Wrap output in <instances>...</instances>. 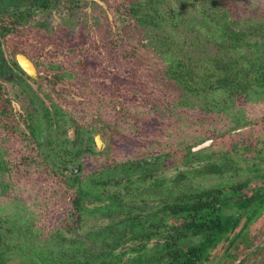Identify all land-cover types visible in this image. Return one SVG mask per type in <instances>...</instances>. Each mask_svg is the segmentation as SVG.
Wrapping results in <instances>:
<instances>
[{
    "label": "flooded vegetation",
    "instance_id": "obj_1",
    "mask_svg": "<svg viewBox=\"0 0 264 264\" xmlns=\"http://www.w3.org/2000/svg\"><path fill=\"white\" fill-rule=\"evenodd\" d=\"M135 1L141 0H127L128 3ZM155 2L164 12L168 9L167 6H171L167 0H155ZM212 9L213 11L207 12L206 9L197 8L202 23L212 28L205 33L209 37L207 40L211 39L218 45V49L221 50L218 54L223 58V63L228 61L235 63V71L238 73L233 77L236 90L232 91V99L227 98L228 92L224 88L212 92L225 93L224 104L231 106L237 104L241 97L246 98V102L251 100L256 103L262 100L264 102V0H216ZM169 13V17L172 18L173 12L169 11ZM225 21L228 22L229 27L221 32L218 31L220 29L216 28L215 24ZM181 24L183 22L178 21V26ZM36 40L38 42L35 35L26 37V42L29 44L26 49L30 50L33 57L27 52H14L17 65L9 57L5 45L2 46L3 52L0 53V60L6 66L5 75H0V94L4 95L9 107L12 106L13 101H16L27 112L28 125L31 123L30 110L39 116L46 109L50 111V117L53 119L58 105L51 97L50 90L57 85V80H63L55 75L46 74L51 73L50 70L45 73L38 69L35 58L37 53L41 54V52L33 50L36 46L32 44ZM43 51L44 49L42 53ZM226 51L229 53L225 54ZM20 53L33 61L37 71L36 76L28 74L21 67L17 60V55ZM42 56H48V53L44 52ZM78 80L75 77L74 81ZM4 83H10L11 93H7L8 91L4 89ZM204 92L206 91L198 94L199 97L204 96ZM47 102L53 106L52 111L47 106ZM219 109L228 112V108L224 105H219ZM244 110L247 108H239L231 112L225 123L229 126L228 130L232 136L241 135V139L230 145V150L224 153L226 161L212 159L214 155H218L215 153L216 150L209 154L204 153L218 140L213 128H206V132L200 133L203 137L201 142L190 144L187 141L179 146L169 145L170 147L164 151L124 160L154 166L149 171L151 175L144 177L139 171L142 169L140 168L131 175L125 171L120 172L119 177L109 179L111 184L102 189L100 195H92L84 201L91 208L109 206L112 210L106 207L96 212L88 211L82 216L83 222L80 223L82 227H77L74 231L69 229L68 225L75 227L76 220L71 222L63 220L49 231L44 230L45 235L39 234L42 230L38 224L35 225L36 221H30L29 216L26 217L24 214L15 212L12 216L0 219L3 220L5 227L11 229L7 238L11 242L7 264L10 262V264H45V261L50 264L53 257H57L58 262L53 261L52 264L69 262L71 258L76 257L81 258L82 262L74 261V264H264V239L260 240V235L264 234V119H261L264 115L246 121L234 120L235 114ZM11 113L14 119L13 110ZM120 119L118 122L115 121L116 126L120 125ZM66 121L65 115L63 122ZM53 122L58 126V129L54 130L58 140L61 142L66 139V145H71L76 153L79 151L74 164L64 166L66 176H71L73 173L75 179L80 175L82 182L91 175L82 177L83 155L89 153L98 157L108 150L106 148L111 145L109 128L95 123L88 127L89 133L85 136V127L73 125V136H70L65 135L66 130L62 129L64 124ZM208 130L212 132L209 133ZM39 132L41 136L38 141L42 146H48V140L42 138L44 135L42 129ZM25 133L30 135V130L29 133ZM203 143L207 144L197 148ZM33 145L36 146L37 143L33 141ZM13 148L15 150L16 146ZM198 163L200 165H197ZM244 163L247 164L245 168L241 167ZM172 170L174 173L168 175L167 171ZM246 172L251 173L252 176L246 179L238 178L239 180L235 182H220L211 186L194 183V180L200 176H224V174L232 176ZM159 176L166 180L164 187L158 186ZM49 177L58 179L55 176ZM116 181H119V186L116 185ZM59 182L68 188L64 177ZM80 182H75V185ZM117 191L120 192L121 200L117 199L114 203L111 201V195H115ZM213 202H215L213 220H208L204 216L208 207L212 210L210 206ZM228 204L234 205L229 207ZM70 207L74 215L76 212L73 203ZM222 213L227 214L229 220L216 234L212 245L207 247L205 230L207 221L211 226L217 225L221 221ZM91 221L89 228L88 224ZM112 223H120L118 229L123 233L94 237L85 235L90 229L97 230ZM26 228H29L28 233H25ZM30 230L34 232L31 233ZM55 231L61 234L55 235ZM43 235L45 236L42 237ZM15 259L17 261H14Z\"/></svg>",
    "mask_w": 264,
    "mask_h": 264
},
{
    "label": "rangeland",
    "instance_id": "obj_2",
    "mask_svg": "<svg viewBox=\"0 0 264 264\" xmlns=\"http://www.w3.org/2000/svg\"><path fill=\"white\" fill-rule=\"evenodd\" d=\"M167 1L171 3V6H167L168 9L165 12L161 10L162 13L169 17V11H172L177 18L176 20L183 22L178 28L174 27L172 28L173 30H168L169 32L171 31V55L175 56L173 50H182L180 58L184 62L191 63L197 74L201 75L203 71L206 74L211 71V63L208 62V58H213L221 50L218 49V45L213 40H207L209 37L205 33L212 30V28L202 23V17L197 8L206 9L205 11L207 12L213 11L212 8L216 0ZM74 2L78 4L75 9L77 11L70 16L72 14L71 6ZM171 7L173 9H170ZM77 15L80 16L82 22L87 23L86 29L82 28V26L76 27L74 25ZM107 16L109 20H112V14L106 0H53V5L49 9L36 11L31 20L24 24L23 27L27 29L24 30L27 33L37 36L38 42L36 40L32 43L41 52V54L37 53V56L40 59L54 63L65 59V54L59 50L64 48V46H68V44L62 43L66 40L64 38L65 35L62 34L68 30L74 31L72 35L74 36V56L86 50L80 48V39L83 38L86 41L85 46L92 48L91 52L95 51L97 53L96 50H99V47L95 43L98 45L108 37ZM43 22L47 24L46 27L40 25ZM65 28L67 30H63ZM81 30H87L88 33L83 34ZM148 34L150 37L152 36L149 30H134L129 33V37L144 43L149 40ZM62 36L63 39H60ZM44 52H47L48 56L43 57L42 54ZM111 52L113 54L108 59H102L98 55L91 58L94 61L101 60L100 64L106 70L103 71L101 69L100 72H104V77L109 79L110 82L102 81L92 86L85 80L71 82L63 79L57 80V85L50 90L51 97L55 103L65 112L67 121L62 122L64 124L62 129L66 130L65 135L73 136V125L81 128L85 127V136L89 133L88 127L95 123L109 128L108 135L111 145L109 147L106 146L108 150L98 157L89 153L83 155V178H86L101 167H106L108 164H114L133 157L140 158L144 155H150L152 152L164 151L170 147L169 145L179 146L187 141L190 144L201 142L203 137L200 136V133L202 131L206 132V128L215 129L213 133L216 134L215 136L218 137V140L214 143V146L205 150L204 153L209 154L216 150L215 153L218 155H214L212 159L218 158V160L224 162L226 161L224 153L230 150V145L241 139V135L232 136L228 130L229 126L225 125L231 116V112L233 113L239 108H247V110L235 114L234 120L236 121H240V119L246 121L264 115L263 100L256 103L252 100L249 101L247 98L249 102H246V98L241 97L237 104L231 106L224 104L225 93H214L207 88L204 96L200 97H196L189 90L185 91L187 101L196 104L194 110L184 107L170 112V108L180 100L184 89L174 80H169L163 76L162 79L155 80L158 78L155 72H151L149 81L141 80L142 74L140 68H137V64L135 66L131 64L126 67L125 63L119 60L117 53ZM120 65L125 66L123 67V74L121 76H110L109 72L118 70ZM126 70L130 71L131 77L128 79L124 78ZM44 72L46 73L47 71ZM46 74L55 75V70ZM212 79V77L207 78L204 76L201 82L207 83V81ZM73 87L78 90H82L83 87L88 88L90 95L80 94L73 90ZM4 89L8 91L7 93H11L10 83H4ZM121 89L129 91L131 95L135 91L137 92V97L133 96L135 101L129 113L128 111L125 113L119 104V101L123 98L117 96L116 93ZM165 92L168 95L167 99L163 95ZM158 93H160V96H157ZM162 96L163 99L165 98L168 101V110L163 107ZM0 103L7 105L10 112L13 110L16 119L14 122L12 114L10 116L2 114V121L10 126L15 124L19 132L29 133L27 112L16 101H13L11 107L7 104L6 99L1 100ZM96 103L100 105L95 106L94 104ZM219 105L227 107L228 112L221 111ZM47 106L52 111L53 106L49 103ZM39 116H42V114L40 113ZM121 116H123V120L120 119V125L116 126L115 121L118 122ZM261 119H264V117ZM55 128L58 129V126L54 123L47 125L44 122L41 129L45 135L50 129L54 131ZM212 130H208V132L211 133ZM59 132L61 133V129ZM8 133L10 134V131ZM2 140L6 141V145L16 146V153L12 157L21 159V155L17 150L23 147L25 140L21 139L20 135L17 134L14 135V139L9 137L6 140ZM177 148L181 149L180 147ZM220 148L225 150L221 151L219 150ZM231 156L237 155L231 154ZM197 165H200V163ZM241 167L245 168L247 164L244 163ZM47 168V164H43L40 170H36L31 175L30 172L26 171L25 166L18 167L15 169L16 172L13 173V177L10 178L11 180L9 179V185L2 184L3 180L0 175V219L12 216L15 212L24 214L26 217L29 216L30 221H36L35 225L38 224V227L42 230L41 233L38 232L39 234L44 233V230L49 231L50 228L63 220L71 222L72 219L68 218L67 215L71 213L72 206L70 207V204L71 199H73V190H69L64 184L60 183L59 179L49 177ZM172 172L173 170L167 171V174L169 175ZM248 176H252V174L246 172L232 176L229 174H224V176L206 175L197 177L194 183L196 185L211 186L220 182H235L239 180L238 178L246 179ZM110 188L112 189V187ZM91 224L92 221L88 224L89 228ZM263 239L264 234L260 235V240ZM14 261H17V259Z\"/></svg>",
    "mask_w": 264,
    "mask_h": 264
},
{
    "label": "trees",
    "instance_id": "obj_3",
    "mask_svg": "<svg viewBox=\"0 0 264 264\" xmlns=\"http://www.w3.org/2000/svg\"><path fill=\"white\" fill-rule=\"evenodd\" d=\"M107 2L113 17L112 20H109L108 16L107 18L105 17L107 20L108 37L105 41L100 42L98 45L95 43V45L99 47V50H96L97 53L95 51L91 52L92 48L88 47V49L85 46L86 41H84L83 38L80 39V48L86 50H83V53H79L74 56V36H72L74 31L68 30L66 33L62 34L65 35L64 38L66 39L64 41L62 40V43H66L68 46H64V48L59 50L65 54V59L53 63L40 59L37 56L35 60L38 69L42 71L55 70V76L57 78L69 80L71 82H74L76 77L80 81L85 80L92 86L102 81L108 83L110 81L104 77V72H100L101 69L103 71L106 70V68L100 64L101 60L98 59V61H94L91 58L92 56L98 55L102 59H108L109 56L111 57V54H113L111 51H114L117 53L119 60L125 63L126 67L131 64L133 66L137 64V68H140V72L142 74L141 80L149 81V79H151V72H155V75H158V78L155 80H160L163 76L169 80H174L182 89H184V93L180 97V100H178L177 103L170 108V112L187 106L196 108V104L188 102L186 99L185 91L188 90L191 93H194L196 97H199L198 94L202 93L204 90L206 91L209 89L215 92L224 88L228 92L227 98L232 99V91L236 90L233 77L238 74L235 71V63H233V61L223 63V58L220 56V54H217L213 58H208V62L211 63V71L207 72L206 74L203 71L201 72V75H199L194 71L191 63L184 62L180 58L182 50H173L175 52V56H172L170 40L171 31L169 32L168 30H173L172 28L174 27L178 28V21L176 20L177 18H170L163 15L161 13V8L157 6L155 0H141L135 1L133 3H128L127 0H107ZM75 3L76 2H74V4L71 6L72 14H70V16L73 15V13L75 14V11H77L75 9L78 7V4ZM52 5L53 0H0V53L3 52V49L1 48L3 45H5L9 57L14 60L13 62L16 65L17 62L14 59V52L16 51L27 52L31 57H33L30 53V50H27L29 44L26 42V37L33 34L29 35V33L24 31L27 29H25L23 25L31 20L36 11L41 9H49ZM40 25L42 27L47 26L45 22L41 23ZM74 25L76 27L82 26V28L86 29L87 23L82 22L80 16L77 15L74 20ZM215 25L216 28L220 29L218 30L220 32L223 31L224 28L229 27V24L226 21L224 23H217ZM63 30L67 29L65 28ZM134 30H149L152 33V36L150 37L148 34V42L142 43V41L129 37V33ZM81 33H88V31L81 30ZM60 39H63V36L60 37ZM33 50H38V48ZM228 53L229 51L225 52V54ZM125 66L120 65L118 70L109 72V75L121 76L124 72L123 67ZM0 67V75L3 76L6 73V66L1 60ZM125 72L126 76H124V78L128 79L131 77L129 70H126ZM204 76L207 78L212 77L213 79L211 81H207V83H203L201 81ZM200 78L202 79L199 80ZM83 89L78 90L76 87H73V90L79 92L80 94L89 96L90 91H88V88L83 87ZM134 93L131 95L129 91H124L122 89L116 93L117 96L123 98L119 101V104L125 113H127V111L129 113L133 108L135 101L133 96L137 97V92L135 94ZM163 95H165L167 99V93L165 92ZM3 96L4 95L1 93L0 101L5 99ZM157 96H160V93H158ZM47 97L50 96L47 95ZM166 99H163L162 96L163 107L165 110H168L167 107L169 104ZM94 105L97 106L100 104L96 103ZM9 110L10 109L7 105L0 103V114L10 116L12 113ZM55 111L56 112L53 119L56 120H53L50 117V111L46 109L41 117L30 110L29 116L31 123L28 125L30 135L23 131L19 132V129L15 124L14 126H10L0 118V175L2 176L3 180L2 184L4 183V185H9V179L13 177V173L16 172L15 169L18 167L20 168L21 166H25L26 171L28 173L30 172L32 175L36 170H40L43 164H47L48 175L58 177L59 181H61L64 177L68 189L73 190V199H71V203H73L75 206L74 212L76 213L73 215L71 212L67 215V217L71 218L73 221L76 220L77 223L75 227L68 225V228L74 231L77 227H82V225H80V223L83 222L82 216L88 211L96 212L99 209L106 207L107 209L112 210V208H109V206L91 208L87 203H85V198L92 195H100L99 193H101L102 189L107 187V185L110 183L109 179L119 177L120 172L128 171V174L131 175L142 168L139 171L144 177H147V175H151L149 171H151L154 166L151 167L148 164L142 165L130 161H118L114 164H109L108 167L99 168L88 178L82 180V182H80V175H77L74 179V175L71 173L73 178L71 176L67 177V173L64 171V166H67L70 163L74 164V159H77L76 156L79 155V151L76 153L71 145H66V139L60 142L58 137L55 135V131H52V129L48 131L47 136L42 137L48 140V146H42L41 142L38 141L39 137L41 136L39 130L41 129V126L44 122H46L48 125H52V123H54L53 121H55L57 124H61L63 121H65V112L59 109L58 106H56ZM120 118L122 119L123 116ZM13 120L14 122L16 121L15 117ZM10 128H12V130H10ZM7 130L10 131V134ZM15 134L20 135L21 139L27 141L25 144H23V147H20L18 150L19 154L21 155V159L13 158L12 156L15 154L14 148L10 145H6V141L2 140H6L9 137L14 139ZM33 141L37 143L36 146L33 145ZM28 151L29 153H27ZM106 179H108V181ZM77 181L80 183L75 185V182ZM158 182V186L164 187L166 180L165 178L159 176ZM115 183L119 186V181H116ZM74 187H76V191H74ZM120 197V192L117 191L115 195H111V201L116 203L115 200H121ZM240 202H237V204L242 203ZM214 204L215 202H213V205L210 206L212 210H210L209 207L207 208V213L204 217L208 220H213L212 214L215 210ZM233 205L234 204H228L229 207H232ZM114 209L118 208L114 207ZM228 220L229 216H227V214L225 215V213H222L221 221L217 225L214 223L215 225L211 226L207 221V227H205L207 233V247L212 245L213 240L216 238V234L219 233V230L224 228ZM119 225L120 223H112L103 227L101 226L97 230L90 229L85 235L87 237H94L101 235L107 236L110 233H123V231L118 229ZM110 228H112V230H110ZM18 230L21 229L18 228ZM30 231L31 233L34 232V230ZM28 232L29 228H26L25 233ZM10 233V227H5L3 220H0V264H7L9 259L11 242L7 238ZM54 233L55 235L61 234L59 231H55ZM61 256L66 257L65 255ZM53 261L57 263L58 258L53 257L50 261V264H52ZM74 261L81 263L82 259L77 257L75 259L71 258L69 262L62 261L61 264H74ZM45 264H47V261H45Z\"/></svg>",
    "mask_w": 264,
    "mask_h": 264
},
{
    "label": "water",
    "instance_id": "obj_4",
    "mask_svg": "<svg viewBox=\"0 0 264 264\" xmlns=\"http://www.w3.org/2000/svg\"><path fill=\"white\" fill-rule=\"evenodd\" d=\"M17 60H18L19 64L21 65V67L28 74H30L32 76H36L37 75L36 67H35L33 61L31 59H29L25 54H22V53L18 54L17 55ZM207 143H208V141H207ZM207 143H203L201 145H198L197 148H201Z\"/></svg>",
    "mask_w": 264,
    "mask_h": 264
}]
</instances>
